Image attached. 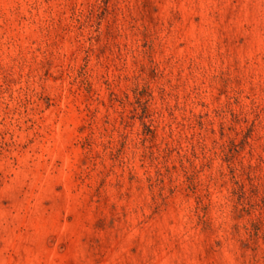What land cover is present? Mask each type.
Masks as SVG:
<instances>
[{
	"label": "rangeland",
	"instance_id": "rangeland-1",
	"mask_svg": "<svg viewBox=\"0 0 264 264\" xmlns=\"http://www.w3.org/2000/svg\"><path fill=\"white\" fill-rule=\"evenodd\" d=\"M0 264H264V0H0Z\"/></svg>",
	"mask_w": 264,
	"mask_h": 264
}]
</instances>
